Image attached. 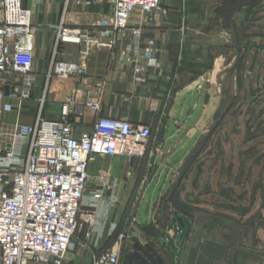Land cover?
<instances>
[{"label": "crops", "instance_id": "obj_1", "mask_svg": "<svg viewBox=\"0 0 264 264\" xmlns=\"http://www.w3.org/2000/svg\"><path fill=\"white\" fill-rule=\"evenodd\" d=\"M252 1L162 0L153 17L149 19L135 13L129 19V28L117 33L111 27V0H22L23 8L31 12L32 26L38 29L33 53L35 79L31 98L24 101L20 109H15L0 121V153L5 149L15 125L34 122L42 99V117L48 121H58L63 101L73 98L77 102L98 101L99 115L103 117L127 120L134 125L164 127L161 141L151 138L143 159L124 158V165L126 171L135 175L143 173V185L147 181L146 187L143 188V200L147 186L153 180H156L157 186L159 175L164 169H168L156 201H147L150 209L154 206L153 212L141 228L154 227L158 230V238L142 230L139 236L140 245L135 243L137 249L143 248V256H151L153 262L150 263L169 264V257L161 251L164 249L170 254L172 264H179L180 250L185 244L191 246L195 237L201 240L208 236L204 228L205 214L207 210H211L212 204L205 200L210 194L204 192L203 180L211 176L212 170L206 173L203 170L207 162L202 166L198 189L191 187L195 169L188 175L185 191H178L180 195L198 196L202 200L200 204L189 203L191 208L184 213L181 209H174L170 197L178 185H175V181L179 173L217 126L223 112L230 105H235V108L240 106L244 92L252 93L253 89H246L243 84L247 80H254L255 73L254 70L250 71L249 65L245 72L243 71L246 48L240 43V39L244 38V32L240 28L241 11ZM218 14L222 15V18L216 17ZM227 17H231L230 21ZM229 24L235 32V56H232L229 48ZM59 25H62L63 29H77L82 35L100 38L103 43L113 41V45L111 48L85 51L83 44H60L55 61L78 63L80 70L67 78L58 77L52 71L48 78L52 64L51 48ZM133 29L140 30L136 53L133 52ZM255 51L251 54L253 57ZM1 76L6 78L0 80V88L18 82L19 79L5 74H0ZM231 80L235 85H232ZM249 105L252 118L257 117L259 126L264 118V91L257 94ZM243 117L244 113L240 112L234 119ZM95 118V113L86 109L78 122L73 121L75 134L80 136L90 133ZM232 126L233 124H230V128ZM225 131L226 129L223 130ZM241 134L242 132L236 135ZM260 154L256 155L253 162L261 156ZM257 161L256 164L260 165L259 160ZM172 167H179L180 170H177L178 176L175 175L176 177L166 185L168 174L174 171ZM240 174L244 176V169ZM147 175H151L148 180ZM243 181L241 185L245 183V180ZM178 186H181V183ZM252 188L254 189L247 185V188L235 193L233 187H225L242 208H246ZM175 212L182 219L183 228L178 225ZM226 216L228 221L233 215ZM235 216V235L231 236L233 231L228 229L223 235L225 257H230L234 264H264V225L260 226L254 221L250 227L245 224L247 217L258 218L253 211L249 213L247 210ZM159 219L162 222L166 220V225L170 228L176 226L178 238L174 242L178 252L174 256L167 248H163L160 237L164 230H159L157 225L153 224H158ZM117 231L115 239L124 235ZM134 232L136 233V230ZM164 240L168 242L166 238ZM86 242L88 246L84 255L85 261L81 262L80 251L71 258H76L75 264H89L93 253L112 245V242L105 238L98 243L94 241V244Z\"/></svg>", "mask_w": 264, "mask_h": 264}, {"label": "built area", "instance_id": "obj_2", "mask_svg": "<svg viewBox=\"0 0 264 264\" xmlns=\"http://www.w3.org/2000/svg\"><path fill=\"white\" fill-rule=\"evenodd\" d=\"M111 5V27L118 33L129 28L135 13L153 17L160 0H111ZM57 29L48 78L52 71L67 78L80 70L78 63L55 61L60 44H83L85 51L113 45L77 29L62 25ZM37 31L22 0H0V74L19 78L0 88V121L31 98ZM132 35L136 53L140 30L133 29ZM42 105L43 99L32 124L14 126L0 153V264H63L73 236L85 225V240L92 233L102 239L105 222L119 198L103 179L89 186L90 163L96 157L141 160L152 138L149 126L100 116L98 101L66 98L58 121L44 119ZM86 109L96 118L90 133L77 136L72 124ZM115 231L113 225L107 234ZM122 239L119 235L118 243L93 253L90 264H119Z\"/></svg>", "mask_w": 264, "mask_h": 264}, {"label": "rangeland", "instance_id": "obj_3", "mask_svg": "<svg viewBox=\"0 0 264 264\" xmlns=\"http://www.w3.org/2000/svg\"><path fill=\"white\" fill-rule=\"evenodd\" d=\"M246 1L248 0H244V2ZM160 2H162V0H160ZM247 6H245V9L241 11L242 18L240 20V28L244 32V38L240 39V43L246 48V52L244 53L245 61L243 64V71L245 72V68L249 65L250 71L254 70L255 73L254 80H247V82L243 85L246 89L252 88L253 90L252 93L251 91L249 93H243L244 99L242 100L240 106L235 108L236 106L233 105V107L228 109L229 113L232 110L237 113L243 112L244 117L243 119L239 118L237 120L234 119L237 118V115H235V117L231 119L229 118L230 116L228 113L229 117L222 122L223 127H218L220 128V131L226 129L224 133L229 136L228 142L221 140V148L217 149L216 142H214L215 136L211 140L205 139L197 150L199 151L197 158L195 156L192 159L190 158L180 173L178 172L180 170L179 167H172L171 169L174 171H172L171 174H168L166 179L167 185L169 184L168 182L174 179L176 177L175 175L179 173L180 180L178 185L180 183H187L189 173H186V171H194L196 169V165L202 164V166H204L205 162H207L205 164L206 168L203 169L205 173L210 169L212 170V173L210 174L211 176H207V178L203 180L205 187L204 192H206V194H210L208 198H205V200L208 204H212L211 210H207L205 214L206 227L204 228L207 230L208 236L201 240L199 238L196 239L195 237L191 246L185 244V246H183L180 250L181 257H178L179 264L180 262H182L181 264H234V261L232 262L230 257H225L223 235L225 234L224 231L227 229L229 231H233L231 236L235 235V229L237 226V216L235 215L237 213L246 212L247 210L249 213H252L253 211V214L257 215L258 218L255 217V219H252L251 217H247L245 224L247 223L250 227L252 221H254L260 226L264 225V118L258 126L257 117H254V119L252 118V109L249 105V102L254 99L257 94L264 90V76H262L264 75V12L260 11V9L264 6V0H253L250 5L248 7ZM216 17L222 18V15L218 14ZM230 19L231 17H227L228 21H230ZM234 33L235 32L232 31L229 24L228 41L232 56H235L236 54ZM253 51H255L254 57L251 55ZM5 78V76H1L0 80ZM231 83L232 85H235L233 80H231ZM238 96H241V94H238ZM230 124H233L236 129L239 128V133L242 132V134L237 136L232 133L230 131ZM151 128L153 130L152 138L160 142L163 136L162 132L165 130L164 127ZM218 131L219 129L216 131V134ZM220 134L222 137L224 136L223 133ZM259 153H261V156L257 158V160H259L260 165H257V160L255 162L253 161ZM193 168L194 170H192ZM242 169H244V176L240 174ZM167 170L168 169H164L159 175L157 186H155L156 180H153L147 186L143 200V188L146 187L145 185L147 181H145L143 185V173L135 175L131 171H126L123 158L96 157L94 162H91L89 168V174L91 176L89 186L92 188L97 182V179H103L109 187L115 190V193L119 198L118 203L113 206L111 212L109 213L108 221L105 222L103 236V238H105L108 242H112L113 245L118 243L117 239H115V232L118 230L117 232L124 233L123 239L120 242L121 254L119 264H136L137 260L144 261L143 259L147 260L145 261L146 264H149L150 261H152L151 256L148 258L143 256V248L140 250L137 249V244L135 242L139 244L141 241L139 239V236H141L140 234H142L141 228L143 227V224L150 219L151 213L153 212L152 208L154 206H151L150 209L147 206V201H150L151 203L156 201L159 196V189L162 187L166 173H168ZM246 172H248V174H246ZM150 176L151 175H147L146 180H148ZM243 180H245V183L241 185V183L244 182ZM238 183L240 184L237 185ZM246 184L249 188L252 186L254 189L252 188L251 190L252 195L246 204L247 206H245L246 208H242L237 203L235 197L229 191H226L225 187H233V190L236 193L247 188ZM178 185L172 193L170 201L173 203V206L175 205V210L181 209V211L187 213L190 207L189 203L200 204L202 200L194 194H190V196L180 195L177 191ZM193 192L194 191L192 189V193ZM110 193L111 191L108 190L105 197L108 198ZM165 212H167L166 208ZM226 214L233 216H228L229 220L226 221ZM133 218L135 221H133ZM165 221L166 220H164V222L160 221L158 224H153L157 225L159 230H164L161 232L160 237V240H162V243L165 246H163V248H167L174 256L178 252L174 242V240L178 238L176 235V226L170 228L166 225ZM185 222L188 223L186 218ZM113 225H116V231L110 235L107 234L108 230ZM133 228L136 230V233ZM86 229L87 226L85 225L73 236L71 241L72 249H70V251H68L65 255L66 258L64 259V264L67 262L69 264H75L74 260L76 258H71H73V254L80 251L82 253L81 262L85 261L84 255L87 252L86 246H88V242L86 241L94 244V241L98 243L99 240H101L94 239V233H92L89 239L85 240L83 232L86 231ZM154 229L155 228L153 227V230ZM130 231L132 232L130 233ZM165 238L168 242L164 240ZM67 258H69V260ZM152 262L150 264H153ZM163 264L168 263L163 262Z\"/></svg>", "mask_w": 264, "mask_h": 264}, {"label": "water", "instance_id": "obj_4", "mask_svg": "<svg viewBox=\"0 0 264 264\" xmlns=\"http://www.w3.org/2000/svg\"><path fill=\"white\" fill-rule=\"evenodd\" d=\"M260 11H261V12H264V6L260 9ZM237 132H239V131H238L237 129L233 128L232 133H237ZM228 140H229V136L226 135V137H225V142H228ZM221 142H222V141H221L220 139H218V140L216 141V147H217V149H220V148H221ZM201 173H202V164H198V165L196 166V173H195V175H194V178H193V180L191 181V187H192L194 190H197L198 187H199V178H200V176H201ZM179 180H180V177L177 178V180L175 181V185L178 184ZM185 189H186V185H185V183H181L180 190H181V191H185ZM174 216H175V218H176V221H177L178 225H179L181 228H183L184 225H183L182 219H181L180 217L177 216V213H176V212L174 213ZM142 230H143L145 233H147L148 235L153 236V237L156 238V239L158 238V230H155V229L153 230V227H152V226L144 227ZM161 251L163 252V254H165L166 256L169 257V264H172V261H171V259H170V255H169V253H168L166 250H164V249H162ZM136 264H146V263H144V262L141 261V260H137V261H136Z\"/></svg>", "mask_w": 264, "mask_h": 264}, {"label": "flooded vegetation", "instance_id": "obj_5", "mask_svg": "<svg viewBox=\"0 0 264 264\" xmlns=\"http://www.w3.org/2000/svg\"><path fill=\"white\" fill-rule=\"evenodd\" d=\"M264 91V90H263ZM255 99V98H254ZM254 99H252L251 101H254ZM231 107H233V105H230L226 110H225V112H224V114L221 116V118H220V120H219V122H218V124H217V126H215L213 129H212V131L209 133V135L206 137V140H211L214 136H215V138H214V142H216L218 139H220V140H224L225 141V137H226V133H224L223 131H220V128L221 127H223V124H222V122L225 120V119H227L229 116V118H234L235 117V115H238V113L237 112H235V111H230V113L228 112V109H230ZM228 113H229V116H228ZM222 124V125H221ZM218 127H220V128H218ZM233 128H235L234 126H232L231 128H230V131L232 132V130H233ZM219 129V131H218V133L216 134V131ZM236 129V128H235ZM238 131H239V129H237ZM220 133H223V137L221 136V134ZM237 133H239V132H237ZM237 133H234V134H237ZM198 152L199 151H196V153H195V157H197V155H198ZM197 166V165H196ZM194 170V169H193Z\"/></svg>", "mask_w": 264, "mask_h": 264}, {"label": "trees", "instance_id": "obj_6", "mask_svg": "<svg viewBox=\"0 0 264 264\" xmlns=\"http://www.w3.org/2000/svg\"><path fill=\"white\" fill-rule=\"evenodd\" d=\"M196 158H197V157H196ZM193 160H195V159H193ZM193 160H192V161H193ZM195 165H196V164H195ZM195 165H194V166H195ZM194 166H193V167H194ZM193 169H194V168H193ZM193 169H192V170H193ZM186 173H190V170H187ZM179 189H180V186H178L177 191H179ZM174 206H175V205H174ZM175 208H176V207H175ZM177 210H178V209H177Z\"/></svg>", "mask_w": 264, "mask_h": 264}, {"label": "bare ground", "instance_id": "obj_7", "mask_svg": "<svg viewBox=\"0 0 264 264\" xmlns=\"http://www.w3.org/2000/svg\"><path fill=\"white\" fill-rule=\"evenodd\" d=\"M92 162H94V160ZM143 262L145 263V261H143Z\"/></svg>", "mask_w": 264, "mask_h": 264}]
</instances>
